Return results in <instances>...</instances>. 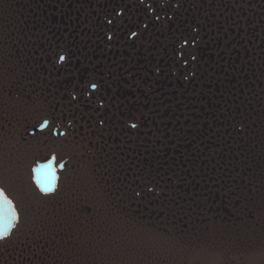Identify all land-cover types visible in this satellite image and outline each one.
I'll list each match as a JSON object with an SVG mask.
<instances>
[{"label":"flooded vegetation","instance_id":"flooded-vegetation-1","mask_svg":"<svg viewBox=\"0 0 264 264\" xmlns=\"http://www.w3.org/2000/svg\"><path fill=\"white\" fill-rule=\"evenodd\" d=\"M263 100L264 0H0V189L17 213L0 264L76 263L69 221L147 213L164 163L226 166Z\"/></svg>","mask_w":264,"mask_h":264},{"label":"trees","instance_id":"trees-1","mask_svg":"<svg viewBox=\"0 0 264 264\" xmlns=\"http://www.w3.org/2000/svg\"><path fill=\"white\" fill-rule=\"evenodd\" d=\"M243 118L241 155L229 141L226 166L220 154L208 173L191 167L174 172L167 163L150 173L151 187L158 188L150 190L147 213L139 205L100 206L98 219L69 221L67 251H74V264H153L160 260L158 245L214 227L264 228V100L260 107L246 106ZM208 181L213 187L206 189Z\"/></svg>","mask_w":264,"mask_h":264},{"label":"rangeland","instance_id":"rangeland-1","mask_svg":"<svg viewBox=\"0 0 264 264\" xmlns=\"http://www.w3.org/2000/svg\"><path fill=\"white\" fill-rule=\"evenodd\" d=\"M238 230L214 227L158 245L160 260L153 264H264V228Z\"/></svg>","mask_w":264,"mask_h":264},{"label":"snow or ice","instance_id":"snow-or-ice-1","mask_svg":"<svg viewBox=\"0 0 264 264\" xmlns=\"http://www.w3.org/2000/svg\"><path fill=\"white\" fill-rule=\"evenodd\" d=\"M63 59V57H61ZM56 180L55 170L51 166V162L48 165L41 166L37 170V182L40 185L42 191L48 192ZM17 218L15 209L11 206L2 189H0V232L7 229L8 225Z\"/></svg>","mask_w":264,"mask_h":264}]
</instances>
